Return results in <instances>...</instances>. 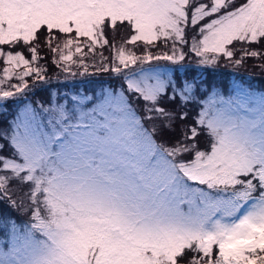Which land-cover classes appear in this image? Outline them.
I'll use <instances>...</instances> for the list:
<instances>
[{
	"label": "snow or ice",
	"instance_id": "snow-or-ice-1",
	"mask_svg": "<svg viewBox=\"0 0 264 264\" xmlns=\"http://www.w3.org/2000/svg\"><path fill=\"white\" fill-rule=\"evenodd\" d=\"M42 46L119 83L21 98ZM248 59L264 0H0V264H264V89L200 71Z\"/></svg>",
	"mask_w": 264,
	"mask_h": 264
},
{
	"label": "rangeland",
	"instance_id": "rangeland-1",
	"mask_svg": "<svg viewBox=\"0 0 264 264\" xmlns=\"http://www.w3.org/2000/svg\"><path fill=\"white\" fill-rule=\"evenodd\" d=\"M121 36H127V32L122 31L120 34H118L117 37V43H119ZM44 52H47L43 48ZM105 55L111 57V55L114 54V49L113 53H109L107 50H104ZM46 55V54H44ZM52 59L53 56L49 52V59L48 62L47 60H41L39 63L44 64L47 67V72L49 70V65L54 67L55 66L52 64ZM251 61L252 63L258 60L254 59H248L245 62ZM245 62L240 65V66H234L233 64L223 61L219 65H217L214 69L207 70L210 75L204 73L205 70H200L203 73V77L209 84V79H212L215 81V85L218 87L222 88L226 93L229 89L230 83L235 80V79H241L249 82L252 84L255 88L257 89H264V75L260 77L259 79L256 78H246L247 74L254 73L252 68H247L245 65ZM260 62V61H259ZM91 64V61L88 62ZM160 65H166L167 62L165 61H160L158 62ZM49 64V65H48ZM194 64V65H192ZM185 66L187 68H198L197 65V58L194 55H190L186 61H185ZM4 67L3 64H0V69ZM224 70L228 73V78L227 79H221L219 78L220 73H224ZM257 72L262 74L264 73V68H256ZM72 71L76 72V75H70L69 73H66L64 71L62 72H56L54 71L53 73H44L47 83L41 81L39 83L35 82L34 77L28 78V84L32 88V91H25L24 97L21 98H26L29 101H46L49 97V94L51 93L53 98L56 97L57 93H66L69 92L72 89L79 88L81 92H83L85 89H91L93 88L97 83L99 82H108L113 85L119 83L117 81L113 74L111 72H106V77L104 78L102 71H97L95 67H89L88 69V75H83V69H77L73 67ZM197 72H189L188 75H194ZM180 75H183V70L180 73ZM243 75V76H242ZM3 76V72L0 71V77ZM251 77V76H247ZM114 79V80H113ZM15 79L11 81V83H17ZM196 107L192 106V110L190 112V119L189 123H191V116L195 115ZM2 118V116H0ZM1 120V119H0Z\"/></svg>",
	"mask_w": 264,
	"mask_h": 264
},
{
	"label": "trees",
	"instance_id": "trees-1",
	"mask_svg": "<svg viewBox=\"0 0 264 264\" xmlns=\"http://www.w3.org/2000/svg\"><path fill=\"white\" fill-rule=\"evenodd\" d=\"M43 46H42V55H44V54H46V56L48 57V59H49V52L47 51V52H44L43 51ZM45 50H47L46 48H44ZM48 59H47V62H48ZM261 62H259V61H255V62H251V61H248V62H245V65H246V67L247 68H252L253 69V72L254 73H250V74H247V76H251V77H247L246 76V78H256V79H259L260 77H262L263 75H264V73H262V74H260V73H258L257 72V70H256V68H259V69H261V68H264V67H260V66H258L259 64H260ZM49 65V64H48ZM192 65H194V64H192ZM195 66V65H194ZM189 69V72H197V70H198V68H195V67H192V68H188ZM54 71H56V72H62V70L59 68V67H56L55 66V68L54 67H52V66H50L49 65V70H48V72L47 73H53ZM188 72V73H189ZM103 73V75L102 76H104V78L106 77V72H102ZM204 73H206V74H208V75H210V73L207 71V70H205L204 71ZM210 76H212V74L210 75ZM243 76V75H242ZM219 78H221V79H227L228 78V73L224 70V73H220V76H219ZM114 80V79H113ZM215 83V81L214 80H212V79H209V84H214ZM1 120L0 121H2L3 119H4V117H2V118H0Z\"/></svg>",
	"mask_w": 264,
	"mask_h": 264
}]
</instances>
